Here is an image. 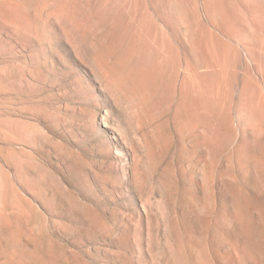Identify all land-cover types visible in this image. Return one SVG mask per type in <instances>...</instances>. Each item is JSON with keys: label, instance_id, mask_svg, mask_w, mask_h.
<instances>
[{"label": "rangeland", "instance_id": "obj_1", "mask_svg": "<svg viewBox=\"0 0 264 264\" xmlns=\"http://www.w3.org/2000/svg\"><path fill=\"white\" fill-rule=\"evenodd\" d=\"M0 264H264V0H0Z\"/></svg>", "mask_w": 264, "mask_h": 264}]
</instances>
